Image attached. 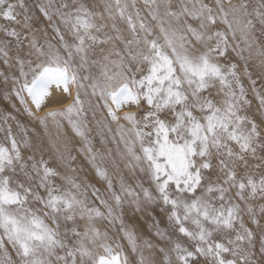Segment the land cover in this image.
Instances as JSON below:
<instances>
[{
    "label": "snow or ice",
    "instance_id": "6c2138e0",
    "mask_svg": "<svg viewBox=\"0 0 264 264\" xmlns=\"http://www.w3.org/2000/svg\"><path fill=\"white\" fill-rule=\"evenodd\" d=\"M34 7L47 27L37 26L25 0H0V60L12 70L0 68L4 99L14 96L45 129L49 122L63 129L66 120L116 207L87 180L38 158L28 129L4 111L0 264H130L123 244L101 230L105 220L108 228L119 223L137 264H264V93L249 68L256 23L264 33V0L251 12L248 0H39ZM48 27L53 35L42 43ZM239 39L249 56L232 44ZM258 67L264 80V59ZM243 76L259 100L255 111ZM87 89L124 146L120 156L132 175L121 177L119 191L87 135ZM75 159L59 157L62 165ZM126 201L151 221L161 244L149 236L137 242L125 226Z\"/></svg>",
    "mask_w": 264,
    "mask_h": 264
},
{
    "label": "rangeland",
    "instance_id": "374dc122",
    "mask_svg": "<svg viewBox=\"0 0 264 264\" xmlns=\"http://www.w3.org/2000/svg\"><path fill=\"white\" fill-rule=\"evenodd\" d=\"M25 2L30 6L32 13L36 17L35 23L41 29L48 26L49 22L43 19L42 14L34 7L39 0H25ZM89 3H92L93 0H88ZM102 3V0H99ZM205 3H212V0H204ZM241 0H232L233 4L239 3ZM249 2V11H252L254 6H258L260 0H248ZM141 8L143 5L141 4ZM18 11H20L18 9ZM5 23L2 19H0V24ZM110 23V22H109ZM155 24V22H153ZM14 26V25H13ZM120 27H125L122 23L119 24ZM220 28H224L225 26L222 24L218 25ZM111 35H115L112 30L106 29ZM158 31V30H157ZM239 32V31H238ZM41 42L48 37L52 36V30L48 27V36H44L42 33ZM127 35V33H125ZM237 36H240V33H237ZM3 33H0V39H4ZM250 39L253 41V47L251 49L252 58L249 61V68L252 71V78L257 79L256 88L260 89L262 93H264V80L259 78L260 69L258 67L261 59L264 57L260 56V52H264V33L260 31L259 23H256V27L252 32ZM53 43H57V41L53 40ZM239 44V47L244 48V56H249V50L247 46L243 42L242 39L233 40L232 44ZM122 47V45H119ZM258 48V50L256 49ZM257 51V52H256ZM258 53V54H257ZM237 61L240 65V68L243 69L244 61ZM0 68H4L2 60H0ZM6 72H11V69L4 68ZM86 74V73H85ZM243 83L246 88H248V98L252 102V110L255 111L260 107L259 100L256 97L255 93L252 91L250 80L247 76H243ZM85 84L89 83L88 81H84ZM8 89L10 90L12 85L9 84ZM5 91V85L0 80V114H3L4 111L12 112L13 115L17 116L18 121H20L24 127L28 129V138L31 140L34 145V150L36 151L37 157L41 154L46 159L50 160L52 166H56L62 173H65L69 176L77 177L78 181L87 180L88 183L94 185L96 188L100 190V194L105 196L109 203L113 204L115 208V202L112 198V193L108 189L107 181L100 179V177L96 174V170L91 163H89L88 156L86 150L85 142L82 138L77 136L67 124L66 120H62L64 125L63 129H57L55 125L49 122L48 128L45 129L43 126L39 125L33 118L29 117L27 113L23 111V106L20 105L19 101L13 96L10 100L4 99L3 93ZM73 96L75 95V87L72 89ZM89 95L84 96L82 94V99L86 101L85 103V112H86V123L89 129L87 135L89 140L91 141V146L93 150L99 156L103 157V160L98 159L97 163L100 164L101 167L106 168L109 172L112 182L116 187V190L119 191V184L121 177H131V172L125 167L126 161L121 159L120 153L124 151V146L122 143L118 144V136L117 140H113L112 136L115 135L116 124L111 122L110 117H107L106 109L103 107L97 108V103L102 105V101H97L96 97L91 96V89H87ZM92 101V107H89L87 101ZM15 103L16 107L20 109V112H16L12 109L11 104ZM93 112H95V116H93ZM43 114V113H40ZM122 114V113H121ZM107 117V118H106ZM106 118V119H105ZM259 119V116H257ZM97 120L103 121L105 124L112 128V133L107 131V127H102L97 125ZM13 125V132L16 134L17 138L20 139L23 135L20 128L16 126L15 121H10ZM3 132H0V138L3 137ZM80 149H84V151H80ZM71 153L72 156H75L76 159L72 161H67L65 165L60 164L59 157L61 153L67 156L68 153ZM115 161V162H113ZM75 168L76 172H72L70 169ZM131 183V180H128ZM148 186L147 184L145 185ZM89 197L95 201L97 206L101 207L103 211L104 208L102 205H99V201L95 200V197L92 196V190L89 189ZM125 212L124 216L125 226L134 232V235L137 237V242L142 244V237L149 236L154 243L161 244L162 242L152 235V230L149 225L151 221L147 220L140 213H133L127 201L125 202ZM247 217L245 220L247 221ZM261 222L264 223V218H261ZM252 227L251 224H249ZM101 230H108L109 235L113 237V243L119 241L124 246V252L128 255L130 264H137L138 256L136 253L132 252L131 246L126 237L123 236V233L120 232L118 234V229L120 228L119 223H117L114 227L108 228V221H102L100 223ZM161 227L167 228V224H162ZM255 230V229H254ZM9 253L12 255V259L14 261L18 260V257L15 256L14 250L11 248V245H7ZM259 249V237H257V250ZM147 255V253H145ZM162 255V254H160ZM4 260L3 250H0V261Z\"/></svg>",
    "mask_w": 264,
    "mask_h": 264
},
{
    "label": "bare ground",
    "instance_id": "6f19581e",
    "mask_svg": "<svg viewBox=\"0 0 264 264\" xmlns=\"http://www.w3.org/2000/svg\"><path fill=\"white\" fill-rule=\"evenodd\" d=\"M249 10V9H248ZM239 33V32H238ZM256 49L258 50V48L256 47ZM257 52V51H256ZM258 54V53H257ZM264 59V58H263Z\"/></svg>",
    "mask_w": 264,
    "mask_h": 264
}]
</instances>
